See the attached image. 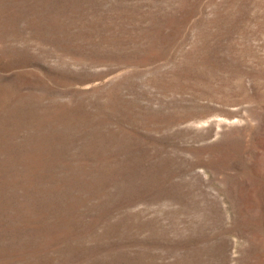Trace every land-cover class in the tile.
<instances>
[{"label": "rangeland", "instance_id": "rangeland-1", "mask_svg": "<svg viewBox=\"0 0 264 264\" xmlns=\"http://www.w3.org/2000/svg\"><path fill=\"white\" fill-rule=\"evenodd\" d=\"M0 264H264V0H0Z\"/></svg>", "mask_w": 264, "mask_h": 264}]
</instances>
